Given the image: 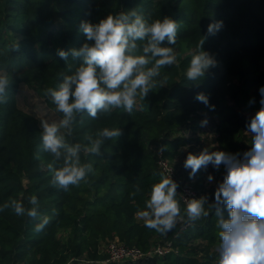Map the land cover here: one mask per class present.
Returning a JSON list of instances; mask_svg holds the SVG:
<instances>
[{
  "label": "trees",
  "instance_id": "16d2710c",
  "mask_svg": "<svg viewBox=\"0 0 264 264\" xmlns=\"http://www.w3.org/2000/svg\"><path fill=\"white\" fill-rule=\"evenodd\" d=\"M133 9L148 22L165 16L179 22L177 43L171 46L179 50L178 58L192 53L181 62L184 71L176 64L162 69L161 83L131 113L121 108L96 119L77 117L69 143L87 144L86 134L105 127L120 128L122 135L106 140L99 156L82 153L93 173L78 186L58 189L48 165L60 162L43 150L40 121L21 108L18 88L31 86L55 111L45 90L58 88L81 63L71 54L65 61L58 50L79 49L86 42L81 22L98 23ZM217 21L222 25L208 34L209 24ZM203 39V50L216 64L204 78L189 81L186 69ZM0 74L9 79L6 102L0 103V206L15 199L30 208L35 196L41 218H50L37 232L39 219L17 216L11 208L0 211V264H131L105 262V245L115 239L144 252L157 241L172 244L168 254L144 264H218L215 210L206 205L209 216L187 227L178 222L164 235L145 227L137 212L163 173L156 148L164 146L162 157L172 161L191 141L180 134L201 114L218 118L215 142L221 151L242 156L250 149L246 111L261 107L264 99L259 91L264 87V0H0ZM198 93L208 97L207 105L196 99ZM201 172L197 189L204 184ZM215 190L209 189V204ZM177 199L184 215L180 195Z\"/></svg>",
  "mask_w": 264,
  "mask_h": 264
},
{
  "label": "clouds",
  "instance_id": "9594fccd",
  "mask_svg": "<svg viewBox=\"0 0 264 264\" xmlns=\"http://www.w3.org/2000/svg\"><path fill=\"white\" fill-rule=\"evenodd\" d=\"M221 21L209 24L208 34H214ZM180 23L171 17L148 22L135 9L109 14L98 23L83 21L80 32L86 42L79 49L58 50L60 58L67 61L69 54L81 63L72 74L65 75L58 88H48L45 96L61 114L58 119H40L41 141L45 152L59 161V167L48 165L52 173L51 184L67 191L78 186L93 173L91 163H84L81 154L101 155L106 140H116L122 135L120 128L105 127L95 135H85L88 142L69 143L74 134L77 117L87 114L96 119L98 114H110L115 109L131 113L138 100L144 101L157 88L161 70L177 61L175 49ZM165 42L169 46H165ZM193 54L186 71L189 81L204 78L206 72L215 66V59L203 50ZM166 79V77H165ZM9 86L7 74H0V103H5V92ZM264 97V87L260 88ZM196 99L208 104V97L198 93ZM261 107L247 125L251 133V148L241 154L225 151H209L199 154L189 152L183 167L189 178H194L201 169L209 165L219 170L223 165L225 174L215 190L214 203H208L207 196L184 198L185 214L177 199L178 183L171 175L160 174L159 182L151 186L145 208L137 216L144 226L164 235L176 228L178 222L192 226L196 221L209 216L208 208L215 210L218 218L220 242L217 247L218 264H264V99ZM207 124L202 121L201 126ZM165 150L161 146L158 154ZM211 182L213 176L208 175ZM139 188H137V192ZM135 195V193H133ZM30 208L12 199L0 206V211L11 208L17 216L27 215L31 220L39 219L35 230L42 231L50 222L48 216L41 218L35 196L29 200ZM227 209L228 217L223 215Z\"/></svg>",
  "mask_w": 264,
  "mask_h": 264
},
{
  "label": "rangeland",
  "instance_id": "374dc122",
  "mask_svg": "<svg viewBox=\"0 0 264 264\" xmlns=\"http://www.w3.org/2000/svg\"><path fill=\"white\" fill-rule=\"evenodd\" d=\"M176 52V56H177V61H176V65L177 67H179L180 69L183 70V68L180 66L181 62L183 61V59H185L188 55H190L192 52H184L181 53V58H178V56L180 55V52L178 49H175ZM188 68V66H187ZM187 71V69H186ZM17 98L19 100V104L21 106V108H23L25 111H27L28 113H31L33 115H35L39 121L41 118H47L50 121L53 119H58L59 116L57 115V113L52 110L46 100L40 96L37 95V93L35 92V90L25 84V83H21L19 88H18V92H17ZM260 109L259 106L257 105H253L249 111H246L247 115L249 116V119L251 120L252 117H254L255 113ZM203 115V114H202ZM201 115V117H203ZM194 119V118H192ZM208 120H210V118H208ZM192 122L194 120H191ZM203 118H199L197 122L202 123ZM215 121H209V124H205L204 126H201V124L199 125L200 127H195V122L194 123H190L189 124V129L188 130H184V132L182 131V133L180 134V136H184V137H195V138H200L198 139V142L196 143L194 149L197 152H201L202 150H204L205 148H207L210 152L211 151H221L216 145H214L215 141H214V136L216 133H214L215 129ZM209 127V129H208ZM205 132V133H204ZM248 134V145L251 148V133L248 131L246 132ZM191 140H196L194 138H192ZM203 143V144H202ZM158 148H156V153L158 154ZM189 151V150H187ZM192 153L194 152V150L191 151ZM188 152H185L184 154L180 155L177 160L176 163L179 164V167L177 168V165L175 162L170 160V164L172 165V167L176 170L177 172V176L181 179H185V181H190L192 180V178H189V171L186 172V169L183 167L184 164V160L186 159ZM159 155V154H158ZM220 170H217L215 168L212 167V165H209L207 167V169H201V176L204 179V184H203V188H200L199 190L203 193V195H208L209 189H211L212 187L217 188L218 184L220 182H222L223 180V176L225 174V168L222 165V167H220ZM190 170V169H189ZM211 174L213 176V180L211 182H209L207 180L208 175ZM195 182H198V175H196L194 178ZM107 245H105V253H107Z\"/></svg>",
  "mask_w": 264,
  "mask_h": 264
},
{
  "label": "built area",
  "instance_id": "2783aa9c",
  "mask_svg": "<svg viewBox=\"0 0 264 264\" xmlns=\"http://www.w3.org/2000/svg\"><path fill=\"white\" fill-rule=\"evenodd\" d=\"M162 154H159V166L165 175H171L172 179L178 182L180 199L186 208L184 198H200L203 193L195 187V180L192 178L190 181H185L177 176L176 170L170 164V161L164 159ZM184 227H187L184 225ZM107 259L105 262H129L131 264H144L148 261L154 260L156 257H161L172 251V244L167 242L162 244L161 241H157L151 249L144 252L137 247H128L125 244L119 242L118 239L110 241L107 245Z\"/></svg>",
  "mask_w": 264,
  "mask_h": 264
},
{
  "label": "crops",
  "instance_id": "0c3cea01",
  "mask_svg": "<svg viewBox=\"0 0 264 264\" xmlns=\"http://www.w3.org/2000/svg\"><path fill=\"white\" fill-rule=\"evenodd\" d=\"M254 105H256V104H254ZM202 115V114H201ZM203 117H201V118H203V120H207V125L209 124V121H215V124L218 122V118L217 117H215V116H210V115H207V114H203L202 115ZM208 118H210V120H208ZM198 121V120H197ZM195 124H196V126L195 127H200L199 125L201 124V123H199V122H195ZM208 129H209V127H208ZM214 129H215V127H214ZM186 130H188V129H186ZM210 130V129H209ZM205 133V132H204ZM214 133H215V131H214ZM249 133V132H248ZM212 136H214V141H215V138H216V134L215 135H212ZM186 138V137H185ZM192 138H194V139H196V140H191L190 142H188V143H186L185 145H182V146H180L179 148H178V151H177V153H176V155H175V157H174V159L172 160L173 162H175L176 163V160H177V158L180 156V155H182V154H184L185 152H191L192 150H194V152H193V154H199L200 152H197V151H195V149H194V147H195V145H196V143L198 142V139H200V138H195L194 136L193 137H187V139H192ZM203 144V143H202ZM214 145H216L218 148H219V146H218V144L215 142L214 143ZM187 150H189V151H187ZM192 153V152H191ZM176 165H177V168L179 167V164L178 163H176ZM190 172V170L188 169V170H186V172Z\"/></svg>",
  "mask_w": 264,
  "mask_h": 264
}]
</instances>
